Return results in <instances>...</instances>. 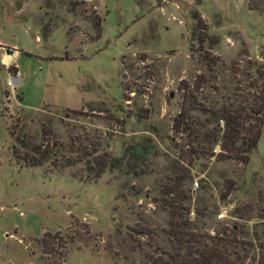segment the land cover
Instances as JSON below:
<instances>
[{"label": "rangeland", "instance_id": "obj_1", "mask_svg": "<svg viewBox=\"0 0 264 264\" xmlns=\"http://www.w3.org/2000/svg\"><path fill=\"white\" fill-rule=\"evenodd\" d=\"M256 70L264 0H0V264L139 261L124 228L164 230L178 191L202 232L260 241L264 117L245 166L187 165L170 131L180 88L203 77L193 95L216 107ZM99 157L116 163L98 174ZM44 233L77 238L59 259Z\"/></svg>", "mask_w": 264, "mask_h": 264}, {"label": "trees", "instance_id": "obj_2", "mask_svg": "<svg viewBox=\"0 0 264 264\" xmlns=\"http://www.w3.org/2000/svg\"><path fill=\"white\" fill-rule=\"evenodd\" d=\"M97 26L95 24L92 27ZM203 60L206 69H210L212 61ZM198 79L189 90L187 86L179 89L183 94L178 113L170 122L171 133L182 143L183 149L178 150L180 156L182 154L187 157V165L192 160L211 157L215 163L230 161L240 166L247 165L263 123L264 74L256 70L251 79L244 74L243 80L239 81L242 86L235 89V95L223 98L222 104L216 107L202 105L200 98L193 95L198 92L199 85L205 83L203 77ZM201 99L204 100V97ZM193 112L196 116L192 115ZM214 148L218 150L215 154L212 152ZM42 156L46 157V154ZM106 159L108 164L101 157L92 158L91 162L98 174L106 165L116 163L114 159ZM21 161L29 164L33 159L23 156ZM224 191L221 198L227 195L229 188L225 187ZM163 194L174 195L176 188L164 189ZM177 194L175 199L178 201L173 196L171 202L167 203L170 211L164 230L155 234L142 227L124 228V236L131 244L130 251L141 253L140 260L130 264H264V222L261 225L260 241L255 240V243L248 238L247 232L237 227L221 228L208 234L186 218L183 205L185 198ZM80 227L82 235L89 239L88 230L83 225ZM74 238H77L76 233H71L66 239L57 233H44L38 240V246L42 255L52 256L56 251L57 258L61 259L66 245L72 244ZM107 248L111 249L108 245ZM142 248L146 251L141 252ZM57 264H61V261Z\"/></svg>", "mask_w": 264, "mask_h": 264}, {"label": "built area", "instance_id": "obj_3", "mask_svg": "<svg viewBox=\"0 0 264 264\" xmlns=\"http://www.w3.org/2000/svg\"><path fill=\"white\" fill-rule=\"evenodd\" d=\"M14 78V77H13ZM13 80V79H12ZM11 83H12V81H11V79L9 80ZM10 82H7V86H10Z\"/></svg>", "mask_w": 264, "mask_h": 264}, {"label": "crops", "instance_id": "obj_4", "mask_svg": "<svg viewBox=\"0 0 264 264\" xmlns=\"http://www.w3.org/2000/svg\"><path fill=\"white\" fill-rule=\"evenodd\" d=\"M4 61L3 62H6L5 59H3Z\"/></svg>", "mask_w": 264, "mask_h": 264}]
</instances>
